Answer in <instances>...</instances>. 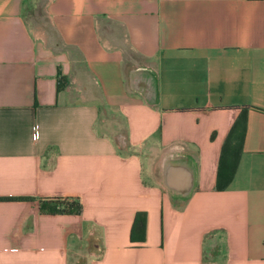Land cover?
<instances>
[{
    "label": "crops",
    "instance_id": "1",
    "mask_svg": "<svg viewBox=\"0 0 264 264\" xmlns=\"http://www.w3.org/2000/svg\"><path fill=\"white\" fill-rule=\"evenodd\" d=\"M0 264H264V0H0Z\"/></svg>",
    "mask_w": 264,
    "mask_h": 264
},
{
    "label": "trees",
    "instance_id": "2",
    "mask_svg": "<svg viewBox=\"0 0 264 264\" xmlns=\"http://www.w3.org/2000/svg\"><path fill=\"white\" fill-rule=\"evenodd\" d=\"M245 108L243 106L235 117L220 145L214 182L216 189L225 188L234 173L238 156L241 152V142L245 127ZM38 205L41 211L49 213H79L81 208L78 198L68 195L42 197L39 199Z\"/></svg>",
    "mask_w": 264,
    "mask_h": 264
},
{
    "label": "bare ground",
    "instance_id": "3",
    "mask_svg": "<svg viewBox=\"0 0 264 264\" xmlns=\"http://www.w3.org/2000/svg\"><path fill=\"white\" fill-rule=\"evenodd\" d=\"M172 157H174V155H168V156H167V159H170V158H172ZM172 159H173V158H172ZM167 163H168V160H165V161H164L163 168H165V169L168 171V170L171 169V166L168 165Z\"/></svg>",
    "mask_w": 264,
    "mask_h": 264
},
{
    "label": "rangeland",
    "instance_id": "4",
    "mask_svg": "<svg viewBox=\"0 0 264 264\" xmlns=\"http://www.w3.org/2000/svg\"><path fill=\"white\" fill-rule=\"evenodd\" d=\"M94 91H95V90H94ZM110 118H112V117H111V116H109V117H108V119H110ZM113 118L115 119V118H116V116H114ZM108 119H107V120H108Z\"/></svg>",
    "mask_w": 264,
    "mask_h": 264
},
{
    "label": "built area",
    "instance_id": "5",
    "mask_svg": "<svg viewBox=\"0 0 264 264\" xmlns=\"http://www.w3.org/2000/svg\"><path fill=\"white\" fill-rule=\"evenodd\" d=\"M121 138L119 137V140H120Z\"/></svg>",
    "mask_w": 264,
    "mask_h": 264
}]
</instances>
